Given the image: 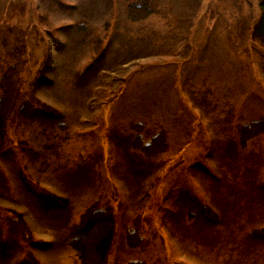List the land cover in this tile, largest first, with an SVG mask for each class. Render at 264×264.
I'll return each instance as SVG.
<instances>
[{
	"label": "rangeland",
	"instance_id": "rangeland-1",
	"mask_svg": "<svg viewBox=\"0 0 264 264\" xmlns=\"http://www.w3.org/2000/svg\"><path fill=\"white\" fill-rule=\"evenodd\" d=\"M133 3L152 13L129 21ZM260 13L258 0H0V70L22 45L23 95L60 114L8 124L0 209L31 240L0 220V264H79L69 240L94 201L115 216L106 264H264L251 235L264 229V131L238 134L264 119ZM159 132L165 151L133 145ZM136 222L143 244L129 247Z\"/></svg>",
	"mask_w": 264,
	"mask_h": 264
},
{
	"label": "trees",
	"instance_id": "trees-1",
	"mask_svg": "<svg viewBox=\"0 0 264 264\" xmlns=\"http://www.w3.org/2000/svg\"><path fill=\"white\" fill-rule=\"evenodd\" d=\"M258 4L261 13L256 26L253 28L252 37L264 48V0H258ZM151 13L152 9L147 3H133L126 8V18L131 22L142 20ZM23 54L24 47L22 45L14 46L10 53L11 61H13L11 64H9L10 62L6 63V66L0 70V149L6 142L7 127L14 117L24 115L36 107L50 116H60L52 107L45 105L36 98L23 95L18 76L20 72L18 62ZM262 131H264V119L241 126L238 131L240 144L245 145L250 137ZM133 145L138 147L144 156H154L167 149L163 132L156 134L143 146H141L139 139H136ZM41 196L54 206H66L68 204L66 198L51 193H41ZM202 212L209 221L216 220V216L209 208L202 207ZM0 220L18 230L25 241L31 240L30 232L19 212L12 209H0ZM76 232L77 235L69 240V245L76 252L79 264H106L116 235L115 216L111 209L102 207L99 201L92 202L80 214ZM251 235L264 237V229L252 230ZM125 241L129 247H138L143 244L137 222L134 224V229L127 232ZM126 264L146 263L136 260Z\"/></svg>",
	"mask_w": 264,
	"mask_h": 264
}]
</instances>
